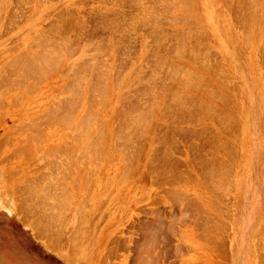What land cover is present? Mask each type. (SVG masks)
Here are the masks:
<instances>
[{
	"label": "rangeland",
	"instance_id": "rangeland-1",
	"mask_svg": "<svg viewBox=\"0 0 264 264\" xmlns=\"http://www.w3.org/2000/svg\"><path fill=\"white\" fill-rule=\"evenodd\" d=\"M194 1L0 0V264H264V0Z\"/></svg>",
	"mask_w": 264,
	"mask_h": 264
},
{
	"label": "bare ground",
	"instance_id": "bare-ground-1",
	"mask_svg": "<svg viewBox=\"0 0 264 264\" xmlns=\"http://www.w3.org/2000/svg\"><path fill=\"white\" fill-rule=\"evenodd\" d=\"M2 1V0H1ZM160 1V0H159ZM192 1H194V0H192ZM135 2V1H134ZM138 2H140V1H138ZM194 2H196V1H194ZM252 2V1H251ZM256 2V1H255ZM144 3V2H143ZM178 3V2H177ZM180 3V2H179ZM191 3V2H190ZM173 4V3H172ZM255 4V3H254ZM181 5V4H180ZM190 5V4H189ZM189 5H187L188 7H189ZM247 5V4H246ZM183 5H181V7H182ZM185 6H186V4H185ZM228 6V5H227ZM240 6V5H239ZM144 7V6H143ZM151 7V6H150ZM235 7V6H234ZM241 7V6H240ZM148 8V7H147ZM146 8V9H147ZM178 8H180V7H178ZM183 8H184V6H183ZM193 9V8H192ZM192 9H190V10H192ZM143 10V9H142ZM173 10V9H172ZM188 10V9H187ZM171 11V10H170ZM195 11V10H194ZM241 11V10H240ZM137 12V11H136ZM147 13V12H146ZM150 13V12H149ZM180 13H181V15H182V12H180L179 11V16H180ZM186 13H188L187 11H186ZM152 14V13H151ZM177 14H178V12H177ZM195 14V13H194ZM147 15V14H146ZM195 15H197V13L195 14ZM183 17H184V15H182ZM189 16V15H188ZM193 16V15H192ZM198 16H199V13H198ZM135 17V16H134ZM137 17V16H136ZM140 17V16H139ZM144 17V16H143ZM147 17V16H146ZM243 17V16H242ZM256 17V16H255ZM138 18V17H137ZM153 18V17H152ZM132 19V18H131ZM155 19V18H154ZM182 19V18H181ZM149 20V19H148ZM177 20V19H176ZM199 20V19H198ZM146 21V20H145ZM183 21V20H182ZM251 21H253V20H251ZM255 22V21H254ZM242 23H243V21H242ZM153 24V23H152ZM199 24V23H198ZM246 25V24H245ZM252 25V24H251ZM63 26H65V25H63ZM188 26V25H187ZM157 27V26H156ZM248 27H249V25H248ZM258 28V27H257ZM67 30V29H66ZM64 31V30H63ZM249 32V31H248ZM67 33V32H66ZM66 33H65V35H66ZM246 34H247V32H246ZM49 35V34H48ZM251 35V34H250ZM68 36V35H67ZM246 36V35H245ZM39 37V36H38ZM251 37V36H250ZM40 38H41V36H40ZM187 38V37H186ZM45 39V38H44ZM69 39V38H68ZM250 39V38H249ZM48 40H49V38H48ZM158 40V39H157ZM156 40V41H157ZM162 40V39H161ZM33 41H35V40H33ZM47 41V40H46ZM63 41V40H62ZM68 41V40H67ZM66 41V42H67ZM65 42V41H64ZM52 43V42H51ZM60 43H61V41H60ZM69 43V42H68ZM67 43V44H68ZM66 44V45H67ZM143 44V43H142ZM141 44V45H142ZM184 45H186V44H184ZM68 46V45H67ZM57 47H58V45H57ZM54 48V47H53ZM144 48V47H143ZM263 48V47H262ZM62 49H63V47H62ZM65 49V48H64ZM69 49V48H68ZM99 49V48H98ZM104 49V48H103ZM187 50V49H186ZM190 50V49H189ZM62 51V50H61ZM93 51V50H92ZM95 51V50H94ZM114 51V50H113ZM48 52V51H47ZM56 52V51H55ZM175 52V51H174ZM188 52V51H187ZM190 52V51H189ZM193 52V51H192ZM40 53V52H39ZM70 54V53H69ZM42 56V55H41ZM96 57V56H95ZM41 58V57H40ZM55 58H56V56H55ZM51 59V58H50ZM62 59V58H61ZM70 59V58H69ZM91 59H92V57H91ZM97 60V59H96ZM182 60V59H181ZM203 60V59H202ZM34 61V60H33ZM42 61H45V60H42ZM78 61V60H77ZM92 61V60H91ZM26 63V62H25ZM42 63V62H41ZM47 63V62H46ZM100 63V62H99ZM55 64V63H54ZM29 65H31V64H29ZM15 66V65H14ZM21 66V65H20ZM75 66V65H74ZM19 67V66H18ZM177 67H179V66H177ZM186 67V66H185ZM184 67V68H185ZM195 67V66H194ZM15 68V67H14ZM32 67H30V69H31ZM38 68H40V65H39V67ZM43 68V67H42ZM75 68V67H74ZM47 69V68H46ZM105 69V68H104ZM116 69V68H115ZM42 70V69H41ZM45 70V69H44ZM184 70V69H183ZM34 71V70H33ZM32 71V72H33ZM72 71V70H71ZM172 71V70H171ZM179 71V70H178ZM190 71V70H189ZM28 72V71H27ZM187 72V71H186ZM25 73V72H24ZM44 73V72H43ZM174 73L176 74V72L174 71ZM192 73V72H191ZM190 72H189V74H191ZM194 73V72H193ZM173 74V73H172ZM180 74H181V72H180ZM184 75H185V73H183ZM187 74V73H186ZM42 75V74H41ZM174 75V74H173ZM188 75V74H187ZM15 76V75H14ZM45 76V75H44ZM171 76V75H170ZM195 76V75H194ZM8 77V76H7ZM180 77V76H179ZM121 78V77H120ZM154 78V77H153ZM173 78H174V76H173ZM184 78V77H183ZM193 78V77H192ZM12 79V78H11ZM36 79V78H35ZM37 79H39V78H37ZM75 79V78H74ZM139 79V78H138ZM197 79V78H196ZM209 79V78H208ZM23 80V79H22ZM78 81V80H77ZM103 81V80H102ZM185 81V80H184ZM192 81H193V79H192ZM191 81V82H192ZM195 81V80H194ZM198 81V80H197ZM81 82V81H80ZM187 82V81H186ZM190 82V83H191ZM199 82H200V80H199ZM202 82V81H201ZM33 83V82H32ZM30 84V83H29ZM76 84V83H75ZM185 84V83H184ZM14 85V84H13ZM80 85H82V84H80ZM148 85V84H147ZM3 86V85H2ZM64 86V85H63ZM74 86V85H73ZM72 86V87H73ZM103 86V85H102ZM16 87V86H15ZM85 87V86H84ZM105 88V87H104ZM107 88V87H106ZM159 88V87H158ZM180 89V88H179ZM106 90V89H105ZM104 89H103V91H105ZM108 90V89H107ZM155 90V89H154ZM159 90V89H158ZM198 90V89H197ZM63 91V90H62ZM80 91V90H79ZM78 91V92H79ZM87 91V90H86ZM102 91V92H103ZM150 91V90H149ZM88 92V91H87ZM62 93V92H61ZM71 93V92H70ZM72 93H74V92H72ZM100 93V92H99ZM153 93V92H152ZM155 93V92H154ZM180 94V93H179ZM99 95V94H98ZM155 95V94H154ZM176 96H177V93L175 94ZM74 96H75V94H74ZM173 97H175V96H173ZM75 98V97H74ZM103 98V97H102ZM163 98V97H162ZM176 98V97H175ZM177 98H178V96H177ZM181 98V97H180ZM79 99V98H78ZM77 99V100H78ZM82 99V98H81ZM98 99H99V97H98ZM101 99V98H100ZM154 99V98H153ZM157 99H159V98H157ZM223 99V98H222ZM75 100V99H74ZM156 100V99H155ZM170 100V99H169ZM173 100V99H172ZM177 100V99H176ZM89 101V100H88ZM153 101V100H152ZM53 102V101H52ZM75 102V101H74ZM140 102V101H139ZM162 103V102H161ZM72 104V103H71ZM159 104V103H158ZM74 105V104H73ZM88 105V104H87ZM141 105H142V103H141ZM69 106H71V105H69ZM179 106V105H178ZM66 107V106H65ZM156 107H158V106H156ZM56 108V107H55ZM149 108V107H148ZM65 109V108H64ZM87 109V108H86ZM124 109V108H123ZM60 110V109H59ZM69 110H71V109H69ZM139 110H141L140 108H139ZM144 110V109H143ZM150 110V109H149ZM188 111V110H187ZM190 111V110H189ZM194 111V110H193ZM64 112V111H63ZM146 112V111H145ZM73 113V112H72ZM138 113V112H137ZM223 113V112H222ZM141 114V113H140ZM187 114V113H186ZM221 114V113H220ZM126 115V114H125ZM138 115V114H137ZM145 115V114H144ZM86 116V115H85ZM136 116V115H135ZM84 117V116H83ZM51 118V117H50ZM86 118L88 119H90V117L89 116H86ZM129 118V117H128ZM131 118V117H130ZM137 118V119H136ZM134 117L133 119H136V120H138V117ZM143 118V117H142ZM39 119V118H38ZM81 119V118H80ZM88 119V120H89ZM92 119V118H91ZM132 119V118H131ZM149 119V118H148ZM30 120V119H29ZM71 120V119H70ZM140 120V119H139ZM138 120V121H139ZM144 120H146V118L144 119ZM85 123H86V121L85 120H83ZM99 121V120H98ZM130 121V120H129ZM132 121V120H131ZM49 122H50V120H49ZM89 122V121H88ZM104 122V121H103ZM46 123V122H45ZM58 123V122H57ZM56 123V124H57ZM78 123V122H77ZM83 122H81V124H82ZM119 123V122H118ZM59 124V123H58ZM64 124H65V122H64ZM63 124V125H64ZM130 124V123H129ZM86 125V124H85ZM101 125V124H100ZM88 126V125H87ZM129 126V125H128ZM223 126V125H222ZM126 127V126H125ZM85 128H86V126H85ZM84 128V129H85ZM124 129H126V131H127V128H124ZM75 130V129H74ZM80 130H82V128L80 129ZM86 130V132L84 131V133L86 134L87 133V129H85ZM83 131V130H82ZM81 131V132H82ZM115 131V130H114ZM207 131V130H206ZM105 132V131H104ZM123 132V131H122ZM42 133V132H41ZM44 133V132H43ZM80 133V132H79ZM192 133H194V132H192ZM98 134V133H97ZM122 134V133H121ZM197 134V133H196ZM96 135V134H95ZM143 135H145V134H143ZM28 136V135H27ZM82 136V135H81ZM86 136V135H85ZM41 137V136H40ZM96 137H97V135H96ZM100 137V136H99ZM98 137V138H99ZM140 137V136H139ZM143 137V136H142ZM167 137V136H166ZM118 138V137H117ZM126 138V137H125ZM170 138V137H169ZM18 139V138H17ZM28 139V138H27ZM97 139V138H96ZM95 139V140H96ZM162 139H163V137H162ZM31 140H32V138H31ZM34 140H36V139H34ZM39 140V139H38ZM128 140V139H127ZM158 140H160V139H158ZM167 140V139H166ZM204 140V139H203ZM42 141V140H41ZM131 141V140H130ZM169 141V140H168ZM171 141V140H170ZM96 142V141H95ZM98 142V141H97ZM133 143V142H132ZM166 143V142H165ZM135 144V143H134ZM164 145V144H163ZM18 146V145H17ZM138 146V145H137ZM165 146V145H164ZM170 146V145H169ZM166 147V146H165ZM164 148V147H163ZM169 148V147H168ZM195 148V147H194ZM189 149V148H188ZM81 150V149H80ZM195 150V149H194ZM89 151V150H88ZM163 151H165V150H163ZM166 152V151H165ZM164 152V153H165ZM168 152H170V151H168ZM83 153V152H82ZM162 153V152H161ZM188 153V152H187ZM208 153V152H207ZM85 154V153H84ZM213 154V153H212ZM129 155H130V153H129ZM207 155V154H206ZM86 156V155H85ZM102 156V155H101ZM164 157V156H163ZM170 157V156H169ZM85 158V157H84ZM101 158V157H100ZM209 159V158H208ZM84 160V159H83ZM163 160V159H162ZM62 161H64V160H62ZM164 161V160H163ZM216 161V160H215ZM60 162V161H59ZM71 162V161H70ZM162 162V161H161ZM170 162V161H169ZM175 162V161H174ZM214 162V161H213ZM221 162V161H220ZM210 163V162H209ZM165 164V163H164ZM167 164V163H166ZM57 165V164H56ZM82 166V165H81ZM212 166V165H211ZM210 166V167H211ZM236 166V165H235ZM55 167V166H54ZM210 167H209V169H210ZM218 167V166H217ZM163 168V167H162ZM201 168V167H200ZM222 168H224V167H222ZM202 169V168H201ZM161 170V169H160ZM60 171V170H59ZM68 171H70V169L68 170ZM67 171V172H68ZM92 171V170H91ZM125 171V170H124ZM225 171V170H224ZM65 172V171H64ZM155 172V171H154ZM161 172H163V171H161ZM222 172V171H221ZM212 173V172H211ZM218 173V172H217ZM88 174V173H87ZM158 174H159V172H158ZM157 174V175H158ZM161 174V173H160ZM163 174H165V172L164 173H162V175ZM210 174V173H209ZM223 175V174H222ZM88 176V175H87ZM124 176H126V175H124ZM128 176V175H127ZM225 176V175H224ZM210 177V176H209ZM53 178V177H52ZM156 178V177H155ZM157 179V178H156ZM159 179V178H158ZM55 180V179H54ZM56 180H57V178H56ZM211 180V179H210ZM59 181V180H58ZM74 181V180H73ZM57 182V181H56ZM60 182V181H59ZM212 182V181H211ZM225 182V181H224ZM184 183V182H183ZM213 183V182H212ZM217 183H220V182H217ZM211 184V183H210ZM57 185V184H56ZM62 185V184H61ZM83 185V184H82ZM227 185V184H226ZM29 187V186H28ZM36 187H38V186H36ZM64 187V186H63ZM226 187V186H225ZM39 188V187H38ZM58 188H59V186H58ZM57 188V189H58ZM217 188V187H216ZM33 189V188H32ZM218 189V188H217ZM29 190V189H28ZM55 191V190H54ZM217 191H219V190H217ZM44 192V191H43ZM62 192V191H61ZM180 195V194H179ZM223 196V195H222ZM176 197V196H175ZM31 198V197H30ZM50 198V197H49ZM37 199V198H36ZM35 199V200H36ZM38 201H39V199H38ZM40 202V201H39ZM84 202V201H83ZM83 202H81V203H83ZM180 202V201H179ZM44 203V202H43ZM52 203V202H51ZM55 203V202H54ZM195 204V203H194ZM35 205V204H34ZM58 205V204H57ZM195 206V205H194ZM194 206H193V208H194ZM38 207V206H37ZM85 208V207H84ZM84 210V209H83ZM196 211H197V209H196ZM224 212V211H223ZM208 213V212H207ZM82 214V213H81ZM186 214V213H185ZM197 214V213H196ZM52 219H53V217H52ZM54 221H56V220H54ZM53 223V222H52ZM82 263V262H81Z\"/></svg>",
	"mask_w": 264,
	"mask_h": 264
},
{
	"label": "crops",
	"instance_id": "crops-1",
	"mask_svg": "<svg viewBox=\"0 0 264 264\" xmlns=\"http://www.w3.org/2000/svg\"><path fill=\"white\" fill-rule=\"evenodd\" d=\"M250 213H251V210H250V212H249V210L245 211L244 222H243L242 226L239 224L240 226L238 227L240 232L243 231L241 236L237 237L238 238V241H237L238 255L241 258V264H252V259H250V255L244 254L245 252L247 253V248H246L247 241H246V238H247V235H248L247 231H248V229L250 227V225H249ZM244 232H246L247 234L246 233L244 234ZM151 234H153V232ZM234 241H235V239H234ZM62 258L64 260H67L68 259L67 254L62 255ZM76 261L79 262L80 264H87V260H85V259L83 260L81 257L76 259Z\"/></svg>",
	"mask_w": 264,
	"mask_h": 264
}]
</instances>
